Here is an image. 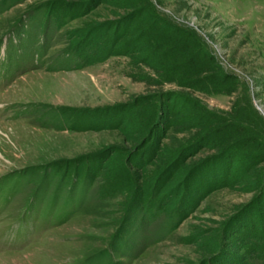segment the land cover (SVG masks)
I'll return each instance as SVG.
<instances>
[{
	"label": "rangeland",
	"instance_id": "obj_1",
	"mask_svg": "<svg viewBox=\"0 0 264 264\" xmlns=\"http://www.w3.org/2000/svg\"><path fill=\"white\" fill-rule=\"evenodd\" d=\"M64 109L113 116L76 132ZM254 211L264 0H0V264H264Z\"/></svg>",
	"mask_w": 264,
	"mask_h": 264
},
{
	"label": "trees",
	"instance_id": "obj_2",
	"mask_svg": "<svg viewBox=\"0 0 264 264\" xmlns=\"http://www.w3.org/2000/svg\"><path fill=\"white\" fill-rule=\"evenodd\" d=\"M69 15V13H68ZM79 15H72L71 18L74 19L75 17H78ZM71 111L73 112V114H70L67 112ZM64 115L66 117H68V124H69V130L71 131H76V132H84V131H92V130H101V129H105L106 126H100L98 128V126H94L93 122H96L97 120H104L106 118H112L113 113L107 112L106 109H99L96 111H88V110H74V109H64L63 110ZM67 113V115H66ZM98 118V119H97ZM64 129V128H62ZM146 155L143 157L145 158ZM142 158V159H143ZM138 156H135L133 158H131V160H129L127 162V165H121L119 169L113 171L110 176L105 180V183L100 187V192H101V197L105 198L108 196H112L115 195L117 193H121L123 191L129 190L133 188V174L131 173L129 167L131 169L133 168H138L139 165H144V161L141 162V158L139 161H137ZM147 159V158H146ZM193 173H189L186 175V177L184 178V182L186 183L188 180H192L193 178ZM227 175H223L220 178H213L209 181H207V183L203 182V185H201L202 187V193L199 196V198H204L206 197V195H208L209 193L213 192L214 190H217L219 188H223L226 186L227 184ZM167 176L165 177L164 182L166 181ZM163 183V181L161 182ZM194 182H189V189L192 188ZM158 186V185H157ZM156 186V188H157ZM161 187V184L160 186ZM189 191V190H188ZM141 192H137L134 196L135 198V204L139 205L138 209L140 210L142 207L143 211H150V212H154L157 208V195H156V190L153 193H150L149 196L145 197L142 194V197L139 196ZM139 196V197H138ZM191 206V205H190ZM190 208V207H189ZM188 208V209H189ZM193 209V208H191ZM190 213V212H189ZM254 214L259 217V219H261L262 222V227H257V228H253V227H249L247 229V226H243L245 229L244 232L247 233V237L248 236H252V237H261L264 235V214L259 215V212L254 211ZM181 221L187 218V211L183 214H181ZM178 224H176V226H170L172 230H174L177 227ZM173 227V228H172ZM261 239H264V236L261 237ZM250 249H255L257 250V252L259 251H264V247L256 245V244H251Z\"/></svg>",
	"mask_w": 264,
	"mask_h": 264
}]
</instances>
